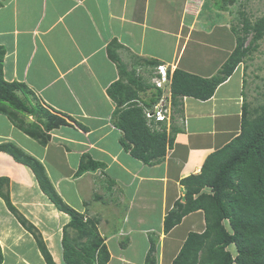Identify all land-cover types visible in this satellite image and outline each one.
I'll use <instances>...</instances> for the list:
<instances>
[{
  "label": "crops",
  "instance_id": "crops-1",
  "mask_svg": "<svg viewBox=\"0 0 264 264\" xmlns=\"http://www.w3.org/2000/svg\"><path fill=\"white\" fill-rule=\"evenodd\" d=\"M0 1L3 78L31 91L30 104L65 119L41 143L1 110L0 144L12 143L38 160L67 205L84 219L98 218L107 264L143 263L151 237H158L155 264H171L188 233L204 230V215L192 211L167 233L163 219L176 200L184 199L181 180L198 173L210 153L240 132L244 75L236 67L208 99L184 96L172 147L161 160L145 163L122 145V131L113 124L116 105L107 88L121 76L108 46L115 42L116 56L137 75L150 78L152 67L142 60L152 58L209 77L236 43L228 18L218 15L214 22L222 39L215 46L201 38L211 32L200 27L207 0ZM149 92L139 91V97ZM27 116L43 129L35 112ZM83 155L98 166L78 173ZM0 177L8 178L12 204L40 232L53 261L64 264L62 236L70 216L41 190L29 166L2 150ZM0 248L1 264H46L34 236L1 196Z\"/></svg>",
  "mask_w": 264,
  "mask_h": 264
},
{
  "label": "trees",
  "instance_id": "trees-1",
  "mask_svg": "<svg viewBox=\"0 0 264 264\" xmlns=\"http://www.w3.org/2000/svg\"><path fill=\"white\" fill-rule=\"evenodd\" d=\"M235 0H221L216 7L228 11ZM1 5V1H0ZM242 34L235 27L236 43L217 71L209 77L175 68L170 82L173 110L181 113L182 97L192 96L199 99L210 98L216 87L232 74L255 48V42L264 33V16L250 23L244 19ZM252 33L245 44L247 35ZM115 42L108 46L110 58L116 62L121 77L108 88L109 97L115 102L112 119L116 128L122 131L121 143L130 154L145 162L159 161L167 148L172 147L178 129L172 125L168 131L165 126L150 127L143 114V107L152 106L160 90L155 88L150 78L128 71L114 51ZM4 50L0 47V111L5 112L17 126L41 143H46V133L65 123L58 114L50 113L39 105L29 102V91L23 84L8 82L3 78L2 59ZM143 65L156 67V59H144ZM152 69L149 77L152 76ZM144 77V78H143ZM245 79L243 80V86ZM134 86V88L132 87ZM142 98L139 91L146 92ZM26 95L22 98L17 91ZM36 113L34 122H23L26 114ZM20 118V120H18ZM0 150L9 153L16 161L32 170L41 190L52 203L70 216L63 228L62 248L64 264H107L109 251L101 237L98 219L83 218L67 205L49 182L42 164L25 154L12 143H1ZM98 163L83 155L78 173L94 169ZM185 188L184 199L176 200L163 219V231L167 233L178 224L183 216L202 210L205 228L202 232H189L179 252L171 264H264V104L249 109L246 100L242 103L240 132L220 149L210 153L198 173L181 180ZM9 180L0 177V196L8 209L19 222L34 236L38 249L46 264H56L47 249L37 228L24 217L12 204L9 196ZM73 234H70V231ZM156 239L150 238V246L145 256V264H155ZM232 246L234 253L228 247ZM0 248V264L2 262Z\"/></svg>",
  "mask_w": 264,
  "mask_h": 264
},
{
  "label": "rangeland",
  "instance_id": "rangeland-1",
  "mask_svg": "<svg viewBox=\"0 0 264 264\" xmlns=\"http://www.w3.org/2000/svg\"><path fill=\"white\" fill-rule=\"evenodd\" d=\"M220 2L221 0H207V5L202 7L200 12V27H203L207 30L210 29L211 31L208 34L205 32L203 33V35L208 36V38L201 35V38L203 41H205V44H214L215 46H220V43H222V39H219V36L215 30L218 24L214 22L218 21V15L226 16V18L229 20L231 29L232 27H235V30L238 34H242L241 27L244 19L250 23H254L257 19L264 16V0H235L229 5L228 11L220 12V10L218 12L219 9L214 4H218ZM233 34L236 38V33L233 32ZM251 35L252 33L247 35L245 44L250 41ZM214 64L215 63H213V65ZM208 65L210 66V63ZM237 67H239L240 71L243 73L242 75H244L243 78L245 79V84L243 94L245 100L248 103L249 109L251 110L261 104H264V33L261 38L256 40L255 48L249 53V56L246 57L242 63H239ZM27 119L31 120L32 118L30 119V116H27L23 122L27 123ZM18 120H20V118H18ZM70 234H73L72 230L70 231ZM145 244L146 242H144L142 245L140 252H143ZM229 248H231V246ZM140 256L141 254L139 253V257ZM154 257H156V251ZM112 264L120 263L115 261L112 262ZM141 264H145V259Z\"/></svg>",
  "mask_w": 264,
  "mask_h": 264
},
{
  "label": "built area",
  "instance_id": "built-area-1",
  "mask_svg": "<svg viewBox=\"0 0 264 264\" xmlns=\"http://www.w3.org/2000/svg\"><path fill=\"white\" fill-rule=\"evenodd\" d=\"M173 70L174 68L166 64H158L152 69L150 81L155 88L160 90V94L152 106H145L141 101L135 100L138 105L143 107L147 124L153 128H159L158 125H163L167 133L170 125L177 118L172 107L170 91ZM180 120L183 124L185 123L184 119L180 118Z\"/></svg>",
  "mask_w": 264,
  "mask_h": 264
},
{
  "label": "clouds",
  "instance_id": "clouds-1",
  "mask_svg": "<svg viewBox=\"0 0 264 264\" xmlns=\"http://www.w3.org/2000/svg\"><path fill=\"white\" fill-rule=\"evenodd\" d=\"M162 64H164V63H162ZM175 69V68H174ZM182 99H183V97H182ZM182 102V101H181ZM175 112V111H174ZM175 114H176V117H177V113L175 112ZM177 119V118H176ZM175 119V120H176ZM183 119V118H182ZM175 120H174V122H175ZM174 122H172V124L170 125V127L174 124ZM182 123V122H181ZM183 124V123H182ZM170 127H169V129H170ZM186 239V238H185ZM181 248V247H180ZM229 248V247H228ZM229 249H231V251L234 253V250L232 249V246H231V248H229ZM180 250V249H179ZM179 252V251H178ZM234 264V263H233Z\"/></svg>",
  "mask_w": 264,
  "mask_h": 264
}]
</instances>
